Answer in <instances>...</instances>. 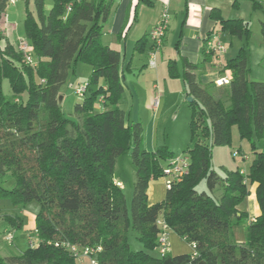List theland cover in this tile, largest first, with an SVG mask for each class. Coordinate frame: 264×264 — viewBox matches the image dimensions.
Here are the masks:
<instances>
[{
	"label": "trees",
	"instance_id": "16d2710c",
	"mask_svg": "<svg viewBox=\"0 0 264 264\" xmlns=\"http://www.w3.org/2000/svg\"><path fill=\"white\" fill-rule=\"evenodd\" d=\"M115 1L53 0L47 12L46 0H34L35 11L27 8L24 25L35 65L0 28V200L13 206L40 203L35 217L39 243L17 255L0 254V264H77L69 250L56 245L64 241L101 246L99 264H264V150L259 146L264 140V81L250 79L249 23L212 10L222 31L243 40L237 55L225 64L232 79L224 96L217 95L216 84H202L195 72L199 64L183 57L180 71L177 62L170 61V77L182 78L187 98H193L194 144L185 150L188 173L167 190L164 200L150 204V182L163 177L175 154L167 146L148 151L145 125L121 106L122 55L102 40ZM9 2L0 0V20ZM253 2L254 9L261 7ZM261 32L264 40V22ZM152 47L150 37L144 36L136 51ZM79 63L92 71L73 119L64 114L59 98L61 86L76 74ZM5 80L11 97L5 94ZM101 96L104 103L99 102ZM234 127L250 142L254 156L247 173L224 169L221 176L213 167V149L232 146ZM127 153L136 174L131 213L114 180L117 159ZM11 179L14 187L4 188ZM203 181L210 192L197 190ZM249 183H258L261 214L248 224L245 242L238 243L233 229L248 219L239 206L249 195ZM0 219L7 232L24 225L19 213ZM159 219L195 244V253L155 255ZM131 231L143 249L132 250Z\"/></svg>",
	"mask_w": 264,
	"mask_h": 264
},
{
	"label": "crops",
	"instance_id": "0c3cea01",
	"mask_svg": "<svg viewBox=\"0 0 264 264\" xmlns=\"http://www.w3.org/2000/svg\"><path fill=\"white\" fill-rule=\"evenodd\" d=\"M257 1L260 2L262 7L263 2L260 0ZM253 3V0H116L112 7L109 20L104 26L102 40L104 44L121 52L125 78L127 72H132L135 69L142 68V72L143 68L149 65L150 50L144 53L136 51L137 42L144 36L149 37L151 29L159 21L165 6H168L171 15L170 26L166 33L163 46L159 50L161 52H158V55L163 52L168 41V34L173 27V39L171 40L170 47L176 52L168 55L169 60H175L177 65L179 64L180 71L183 69V57L187 58L191 63L199 64L200 68L195 72L200 76L202 84H216V80L220 78L227 77L230 80L232 79V72L225 68V64L229 59L237 55L239 49L243 45V40L222 31L220 22L211 17L212 10L218 9L225 19H243L250 25V18L253 14L252 9L255 11ZM233 12H235V14H233ZM0 28L4 30L10 40L12 28H8L5 18L4 21L0 23ZM215 33L221 34L220 39L227 48L225 54L219 55L214 52H209L208 50L207 39L212 38ZM252 39L249 46V64L251 67L250 79L264 81V40L260 38L257 43H254ZM164 56H160L161 60ZM179 57L181 60H179ZM162 62L164 63L163 60ZM79 64L77 66V73L80 70ZM165 67L164 64L159 66L158 62L156 67H151V69L158 70V76H161L159 75L160 73L163 74V79H165L163 81V87L165 91L161 93L159 84L153 82L152 90L154 96L152 97V93L150 92L151 100L148 104L153 111V117L148 119L147 123H144L141 117L132 118V113L136 104L135 99L138 98L139 100V91L136 88L133 92L129 85L125 86L124 100L121 104L132 120L141 121L145 125V146L147 150L151 152L155 151L157 147L163 146L159 138L158 119L164 111V108L170 103L169 97L173 91L172 87H174L171 86V84L181 79L172 78V80H168L170 78L165 77ZM182 82L181 84L177 82L179 83L177 84L179 85V89L175 91H177L178 99L173 96L176 100L180 99L181 93L187 98L183 79ZM226 87L227 85L216 86L217 91L222 92V94L218 93L219 96L225 95L224 92ZM156 98L160 100L157 109L153 106ZM140 112L141 104L139 101L136 113L139 115ZM235 128L237 127L233 128L232 146H236L235 150L239 151V156L241 154L243 158V163L238 165V168L244 173H247L254 152L252 151L250 142L246 139L242 140L239 136V132L238 143L236 142ZM167 146L171 151L174 150V147ZM259 146L264 150V140L260 141ZM189 148H191V146ZM114 180L116 183L120 184L122 189L124 188L125 181H123V179L114 176ZM248 187L249 195L239 206V209L248 215V219L245 223L235 226L233 229L234 237L238 243L245 242V230L248 224L261 214V208L257 200L258 183H249ZM148 194L150 204L164 200L167 194V190L164 188V182L159 181V179L151 181ZM169 240L170 253L172 255L195 253L192 245L173 231L170 233ZM83 264L85 263L83 262Z\"/></svg>",
	"mask_w": 264,
	"mask_h": 264
},
{
	"label": "rangeland",
	"instance_id": "374dc122",
	"mask_svg": "<svg viewBox=\"0 0 264 264\" xmlns=\"http://www.w3.org/2000/svg\"><path fill=\"white\" fill-rule=\"evenodd\" d=\"M262 1V0H261ZM262 7H259L255 9V11L252 9V16L250 18V28L253 32V39L252 41L254 43H257V41L260 38H263L262 36V23L264 22V1H262ZM53 5V0H46V10L47 12L50 11L51 7ZM27 8L35 11V4L34 0H18L15 3L9 2L6 8L5 13L3 14L0 23L4 21V18L7 22L8 28H12V32L10 34V40L13 43H16L19 41V39L25 38V25L24 21L26 19V12ZM235 14V12H233ZM173 39V27L172 30L168 34V41L166 43V46L163 50V52L158 55H156V60L159 63V66H162L164 64L165 67V77H168L172 80V77L170 75L168 76V68L170 60L168 58V55L170 53H175L173 49H171V40ZM238 40V39H237ZM236 40V41H237ZM5 42H1V45H3ZM158 56V57H157ZM164 56L162 59L164 63L161 60V57ZM180 58V57H179ZM35 59V58H34ZM181 60V58L179 59ZM162 63V64H161ZM80 70L75 75L71 74L69 75L68 80L61 86V96L63 97L62 101V110L64 114L69 118H76V115L74 113L75 105L81 101V97H79L76 94V90L79 86L84 85L89 77V74L92 71V68L87 65L80 63ZM179 67V64H178ZM142 69V68H141ZM141 69H135L132 72L126 73L125 78V86L129 85L130 88L135 91V88L139 91V100L138 98L135 99V107L132 113V118L141 117V119L144 121V123H147L148 119L153 117V111L148 106L150 103V92L152 93V97L154 96V92L152 90V84L158 83L160 86V92L164 93V87H163V74H159L161 76H158L157 72L158 70L151 69L150 64L143 68V71L141 72ZM180 70V68H179ZM179 79V78H178ZM182 82V78L180 81ZM173 83L171 84L173 91L170 94L169 97V105L164 108V111L161 113V116L159 117V123H158V131H159V138L160 142L163 146L169 145V147H174L173 151L175 156L178 155H185V150H187L190 146L194 144V141H192V134L190 129V119H191V106L188 101V98L185 97L183 93L180 94V99H178L177 96V89H179V83ZM217 85V83H216ZM4 91L5 94L8 97H11L12 91L9 85L8 80L4 81ZM222 94V92L217 91V95ZM176 97V99L174 97ZM140 101L141 104V112L138 115L136 113L138 102ZM235 135H236V142L238 143V131L237 128L234 129ZM168 147V146H167ZM176 147V148H175ZM236 149V146H219L215 147L213 149V167L217 171L219 175L224 174V169L227 170H236L238 168V165H241L243 163L242 155L240 156H233V153ZM174 156V157H175ZM114 176L120 177L125 181V186L123 188V192L126 196V203L129 210V213H131V205L134 195V181L136 179L135 174V166L133 164L132 158L129 153L123 154L120 157H118L115 167ZM159 181L164 182V188L167 190L166 183H165V177H161ZM4 188L6 189H12L15 185V180L11 179L8 182L2 184ZM220 188V187H217ZM197 190L199 192H210L207 182L203 181L198 187ZM220 190V189H219ZM221 192H216V195L219 196ZM40 210V203L36 200H33L29 202L26 206H13L9 201L0 200V217L4 214H20L22 218L24 219V225L21 229H17L13 232L14 238L9 241L7 239V234L10 232L6 231L7 226L6 223L0 219V254L4 256L9 255H17L20 254V251H23L27 247H31L29 244V237H33L34 240H36V232H35V217L37 213ZM247 230V229H246ZM246 230H245V239H246ZM7 232V233H6ZM239 237V236H237ZM129 242L131 245L132 250H141L143 249L142 243L136 238V234L131 231ZM39 241H37V244ZM155 255H160L158 253H154ZM85 264H91L90 259H86L84 261ZM77 264H83L82 261L77 260Z\"/></svg>",
	"mask_w": 264,
	"mask_h": 264
},
{
	"label": "built area",
	"instance_id": "2783aa9c",
	"mask_svg": "<svg viewBox=\"0 0 264 264\" xmlns=\"http://www.w3.org/2000/svg\"><path fill=\"white\" fill-rule=\"evenodd\" d=\"M17 1L18 0H10L11 3H15ZM68 10H70V6L68 7ZM170 20H171V15H170L169 7L165 6L159 21L151 29L150 34H149V37L153 45L152 49L149 52V55H150L149 64L151 67H156V64H157L156 55H157V52L163 46L166 33L170 26ZM220 37H221L220 33H215L213 34L212 38L207 39L208 41L207 46H208L209 52H214L219 55L225 54L227 52V48L224 45V43L221 41ZM17 44L25 60L29 64L35 65L36 60L34 59L33 48L29 40L25 37L23 39H19ZM230 81L231 80L226 77V78H220L216 80V83L217 85H228ZM87 87H88L87 82L84 85L79 86L76 90V94L79 97H83L86 94ZM99 102L104 103L105 97L101 96L99 98ZM159 103H160L159 98H156L153 103V106L155 109L158 108ZM238 155H239V151H234L233 156L236 157ZM188 170H189L188 155H178L170 159L169 162L167 163V166L165 167L164 175H163V177H165V183H166L167 190L172 188V186L176 182L181 181L183 177L188 173ZM118 185L120 186L119 183ZM157 224L161 230L158 236V240H157V249L161 255H164L170 252L169 236L172 230L170 226L165 222L164 219H159L157 221ZM35 232H36V240H34V238L31 236L29 237V244L31 247H35L37 245V241H40L38 231L35 230ZM13 238H14V234L12 232L7 234V239L9 241H11ZM56 245L58 246L61 245L67 250H69L76 257V259L79 261H82V263L84 262V260L90 259L91 264H99L97 256L102 251L101 246H79L69 241L57 243ZM191 245L195 250V244H191Z\"/></svg>",
	"mask_w": 264,
	"mask_h": 264
},
{
	"label": "water",
	"instance_id": "95a60500",
	"mask_svg": "<svg viewBox=\"0 0 264 264\" xmlns=\"http://www.w3.org/2000/svg\"><path fill=\"white\" fill-rule=\"evenodd\" d=\"M59 100H60V102H62L63 97L61 96V97L59 98ZM188 101H189V102H192V101H193V98H192L191 96H189V97H188Z\"/></svg>",
	"mask_w": 264,
	"mask_h": 264
}]
</instances>
